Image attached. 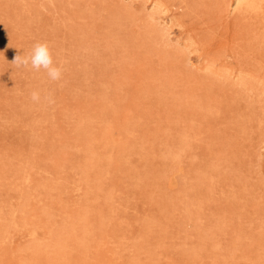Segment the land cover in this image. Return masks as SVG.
I'll use <instances>...</instances> for the list:
<instances>
[{
  "label": "rangeland",
  "instance_id": "374dc122",
  "mask_svg": "<svg viewBox=\"0 0 264 264\" xmlns=\"http://www.w3.org/2000/svg\"><path fill=\"white\" fill-rule=\"evenodd\" d=\"M0 264H264V0H0Z\"/></svg>",
  "mask_w": 264,
  "mask_h": 264
},
{
  "label": "clouds",
  "instance_id": "9594fccd",
  "mask_svg": "<svg viewBox=\"0 0 264 264\" xmlns=\"http://www.w3.org/2000/svg\"><path fill=\"white\" fill-rule=\"evenodd\" d=\"M17 67L30 68L36 72L44 70L51 81H58L63 74V67L54 63L50 46L47 42H36L32 49L24 54L17 55L14 59ZM45 99H48L45 97ZM31 100L34 103L41 101V93L38 90L31 92ZM49 102H51L49 100Z\"/></svg>",
  "mask_w": 264,
  "mask_h": 264
},
{
  "label": "bare ground",
  "instance_id": "6f19581e",
  "mask_svg": "<svg viewBox=\"0 0 264 264\" xmlns=\"http://www.w3.org/2000/svg\"><path fill=\"white\" fill-rule=\"evenodd\" d=\"M255 1V0H254ZM253 2V1H252Z\"/></svg>",
  "mask_w": 264,
  "mask_h": 264
}]
</instances>
